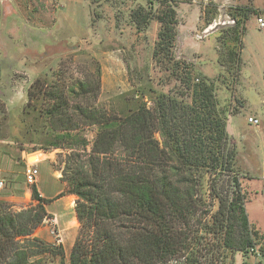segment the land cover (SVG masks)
Returning a JSON list of instances; mask_svg holds the SVG:
<instances>
[{
	"label": "trees",
	"instance_id": "trees-1",
	"mask_svg": "<svg viewBox=\"0 0 264 264\" xmlns=\"http://www.w3.org/2000/svg\"><path fill=\"white\" fill-rule=\"evenodd\" d=\"M142 1L129 11V22L138 32L157 23L152 59L179 81V91L157 94L152 108L140 104L122 117L92 106L88 99L98 86L81 83L69 90L72 99H87L71 107L62 92L32 86L52 102L45 112L54 134L51 146L67 151L59 178L64 191L56 199L76 197L80 225L68 264H165L182 257L186 264H233L237 254L247 257L256 247L264 252V235L245 207L250 200L244 178L235 170L236 151L226 130L229 112L220 105L213 82L189 77L172 51L176 6L191 0ZM208 7L211 23L218 7ZM255 12L244 6L228 10L235 25L224 44L238 64L234 48ZM28 94L33 98L35 92ZM81 126L98 127L89 152L85 143L75 147L72 132ZM204 181L217 202L213 213L206 208ZM30 196L35 204L18 212L0 201V264H29L46 252L64 264L60 246L53 249L33 237L50 218L45 205L52 201L34 184ZM71 206L70 200L65 209Z\"/></svg>",
	"mask_w": 264,
	"mask_h": 264
},
{
	"label": "rangeland",
	"instance_id": "rangeland-1",
	"mask_svg": "<svg viewBox=\"0 0 264 264\" xmlns=\"http://www.w3.org/2000/svg\"><path fill=\"white\" fill-rule=\"evenodd\" d=\"M255 1L259 10L244 23L245 32L242 36L240 31V43L234 48L239 64L230 60V48L224 42L233 27L225 25V16L230 8L241 5L240 0H229L218 8L211 23L212 15L206 13L209 7L201 0L178 3L172 51L181 66L187 67L184 73L189 77L201 75L213 82L220 105L228 110L226 130L236 151L235 170L244 178L250 200L245 207L264 235V179L258 167L264 157V27L259 28L256 21L264 19V0ZM243 2L242 6L252 7L251 0ZM139 4L143 1L0 0V201L14 212L35 204L24 166L49 159L35 165L34 185L52 201L45 205L50 218L33 237L53 249L60 246L64 264L80 227L74 210L76 197L56 199L64 191L59 178L67 151L51 146L54 134L45 112L52 102L38 88L62 92L71 107L87 99H72L69 90L81 83L98 86L94 98L92 94L88 99L92 106L122 117L140 104L152 108L151 99L157 94L179 91V81L152 59L157 23L152 21L138 32L129 22V11ZM30 90L35 92L33 98H29ZM248 118L258 123H248ZM97 130V126H81L73 131L75 147L81 149L85 143L89 152ZM155 138L159 140L158 135ZM244 160L253 164L252 173L246 171ZM207 189L204 181L206 208L213 213L217 202L210 199ZM70 200L71 208L65 209ZM72 219L76 221L73 226ZM184 258L165 264H186ZM242 262L264 264V252L256 247L247 257L235 255L233 264ZM29 264H61V259L46 252Z\"/></svg>",
	"mask_w": 264,
	"mask_h": 264
},
{
	"label": "built area",
	"instance_id": "built-area-1",
	"mask_svg": "<svg viewBox=\"0 0 264 264\" xmlns=\"http://www.w3.org/2000/svg\"><path fill=\"white\" fill-rule=\"evenodd\" d=\"M195 1V0H194ZM229 0H201V3L204 6H208L210 4H215L217 5V7L219 9L224 8L225 4H227ZM221 7V8H220ZM225 25H229V26H234L235 25V21L234 19H232L230 16L226 15L225 16ZM257 23L259 25V28H263L264 27V20L263 18L259 17L257 18ZM217 24H214V27H216ZM248 123H253V124H257L258 121L256 119L253 118H248ZM37 163H33V164H25V169H24V175H25V179L26 182L28 184H35L36 183V177H37V170L35 169V165ZM2 187V182L0 181V188ZM252 251V250H251Z\"/></svg>",
	"mask_w": 264,
	"mask_h": 264
},
{
	"label": "crops",
	"instance_id": "crops-1",
	"mask_svg": "<svg viewBox=\"0 0 264 264\" xmlns=\"http://www.w3.org/2000/svg\"><path fill=\"white\" fill-rule=\"evenodd\" d=\"M240 1H242V3H239V4H241L240 6H242V4H244V2H243V0H240ZM250 1V0H249ZM252 1V7H251V5L250 6H248V7H251V8H253V9H255V10H259V8H258V6H257V1H255V0H251ZM243 7V6H242ZM245 7V6H244ZM261 10V9H260ZM262 18V17H261ZM264 20V19H263ZM248 21V20H247ZM246 21V22H247ZM22 160H23V158H24V156H25V152H22ZM45 160H49V159H47V158H44V159H41L40 161H38L37 162V164L39 163V162H41V161H45ZM262 160L264 161V157H262V159H261V162L259 161V165H258V167L260 168V172H261V175H262V178L264 179V162H262ZM253 164H251L249 161H246V160H244V166L246 167V171L250 174V173H252V166ZM24 168H25V166H24ZM252 177V176H251ZM39 190V189H38ZM40 191V190H39ZM40 195L43 197V198H45V199H49V198H46L44 195H43V193L40 191ZM66 199H70V198H66ZM65 199V200H66ZM50 200V199H49ZM72 247V246H71Z\"/></svg>",
	"mask_w": 264,
	"mask_h": 264
},
{
	"label": "water",
	"instance_id": "water-1",
	"mask_svg": "<svg viewBox=\"0 0 264 264\" xmlns=\"http://www.w3.org/2000/svg\"><path fill=\"white\" fill-rule=\"evenodd\" d=\"M214 28H215V27H214ZM214 28H213V29H214Z\"/></svg>",
	"mask_w": 264,
	"mask_h": 264
}]
</instances>
